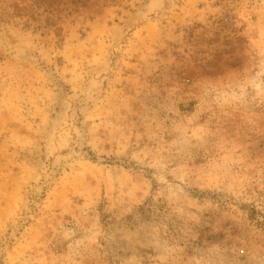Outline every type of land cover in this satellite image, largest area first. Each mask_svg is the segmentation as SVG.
Here are the masks:
<instances>
[{
  "label": "rangeland",
  "instance_id": "obj_1",
  "mask_svg": "<svg viewBox=\"0 0 264 264\" xmlns=\"http://www.w3.org/2000/svg\"><path fill=\"white\" fill-rule=\"evenodd\" d=\"M0 264H264V0H0Z\"/></svg>",
  "mask_w": 264,
  "mask_h": 264
}]
</instances>
